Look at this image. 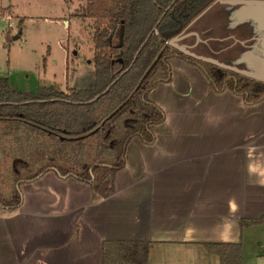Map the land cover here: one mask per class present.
Masks as SVG:
<instances>
[{
	"label": "crops",
	"instance_id": "crops-1",
	"mask_svg": "<svg viewBox=\"0 0 264 264\" xmlns=\"http://www.w3.org/2000/svg\"><path fill=\"white\" fill-rule=\"evenodd\" d=\"M170 63L171 80L150 92L164 121L151 143L130 141L113 183L95 190L49 170L19 184L17 208L0 206V264H102L108 240L149 242V264L205 261L208 243L264 230V99Z\"/></svg>",
	"mask_w": 264,
	"mask_h": 264
},
{
	"label": "trees",
	"instance_id": "trees-1",
	"mask_svg": "<svg viewBox=\"0 0 264 264\" xmlns=\"http://www.w3.org/2000/svg\"><path fill=\"white\" fill-rule=\"evenodd\" d=\"M213 0H86L76 16L93 31L92 69L83 84L59 90L43 87L37 94L20 91L0 76V122L23 126L44 140L26 162H14V173L38 171L17 179L3 208L21 204L19 184L54 170L73 176L97 190L125 166L126 148L134 137L154 139L153 126L164 111L150 92L172 77L169 59L177 56L197 64L218 91L230 88L247 103L264 99V83L193 59L167 44ZM6 10L1 7L0 12ZM89 20V21H88ZM24 19L20 20V29ZM264 220V217L261 218ZM149 242L112 241L103 245L102 264H149ZM221 264H243L240 242L208 243Z\"/></svg>",
	"mask_w": 264,
	"mask_h": 264
},
{
	"label": "rangeland",
	"instance_id": "rangeland-1",
	"mask_svg": "<svg viewBox=\"0 0 264 264\" xmlns=\"http://www.w3.org/2000/svg\"><path fill=\"white\" fill-rule=\"evenodd\" d=\"M0 5L6 8L0 12V76L33 94L43 87L66 90L83 84L94 55L93 31L76 16L86 0H0ZM35 138V132L22 125L9 129L0 122V197H10L16 180L26 179L41 166L33 164L30 172L14 173L16 158L27 162L29 152L43 144ZM242 246L243 264H264V230L246 236ZM213 257L188 262L221 264L217 255ZM188 262L173 258L168 264Z\"/></svg>",
	"mask_w": 264,
	"mask_h": 264
},
{
	"label": "water",
	"instance_id": "water-1",
	"mask_svg": "<svg viewBox=\"0 0 264 264\" xmlns=\"http://www.w3.org/2000/svg\"><path fill=\"white\" fill-rule=\"evenodd\" d=\"M167 43L184 55L264 83V0H213Z\"/></svg>",
	"mask_w": 264,
	"mask_h": 264
},
{
	"label": "flooded vegetation",
	"instance_id": "flooded-vegetation-1",
	"mask_svg": "<svg viewBox=\"0 0 264 264\" xmlns=\"http://www.w3.org/2000/svg\"><path fill=\"white\" fill-rule=\"evenodd\" d=\"M168 40V39H167ZM168 44V43H167ZM174 57H177V56H174ZM173 58V57H172ZM180 58V57H179ZM192 58V57H191ZM171 59V58H170ZM170 59H169V62H170ZM181 59H183V58H181ZM193 59H195V58H193ZM184 60H186V59H184ZM197 60V59H196ZM188 61V60H187ZM200 61V60H199ZM189 62V61H188ZM203 62V61H202ZM171 64V63H170ZM192 64H194V63H192ZM194 65H197V64H194ZM198 66V65H197ZM172 67V66H171ZM201 70H202V68L200 67V66H198ZM217 67V66H216ZM219 68V67H218ZM203 71V70H202ZM204 72V71H203ZM205 74V73H204ZM206 75V74H205ZM207 77V76H206ZM172 78V77H171ZM208 79V78H207ZM209 81V80H208Z\"/></svg>",
	"mask_w": 264,
	"mask_h": 264
}]
</instances>
